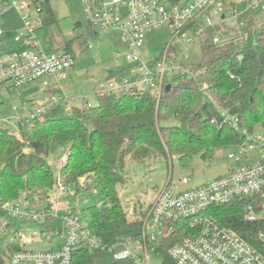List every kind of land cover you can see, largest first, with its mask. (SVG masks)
<instances>
[{
	"label": "built area",
	"instance_id": "2783aa9c",
	"mask_svg": "<svg viewBox=\"0 0 264 264\" xmlns=\"http://www.w3.org/2000/svg\"><path fill=\"white\" fill-rule=\"evenodd\" d=\"M45 1L3 0L0 16L8 8H15L24 28L33 35L37 26L43 24ZM80 1L95 34L97 28L119 33L121 45L115 56L118 61L124 59L131 71L123 79L110 77L94 86L95 99L98 95L132 89L150 93L158 103L165 85L173 77L195 79L200 74L194 69L197 59H191V52L195 50L199 57L201 43L243 46L257 35L255 45L264 33V0ZM24 11L35 12L38 17L32 20ZM162 27L171 30V39L158 57L144 58L141 52L147 49V33ZM3 33L0 29V36ZM18 40L17 36L15 41ZM29 40L26 48L0 55V89L40 81L43 96L37 102L36 114L30 117L41 115L50 107L59 106L65 112L92 107L88 98L84 106L76 105L77 99L67 96L63 89L62 83L73 66V54L68 50L44 49L34 36ZM227 73L235 77L230 70ZM208 88L205 83L200 86L205 97H210ZM218 110L221 124L239 129L238 115L221 107ZM211 123H218V119L213 118ZM14 129L12 133L21 139L19 127ZM241 132L245 142L236 145L240 148L239 155H227L231 164L225 174L197 186H187L186 177L176 182L168 177L144 207L121 200L127 219L140 224V230L129 239L105 240L91 230L80 210L65 207L59 196L61 191L68 190L63 185L68 180L60 171L45 201L36 197L33 202L27 197L22 202L19 198L0 201V249L6 252L7 263L73 264V251L78 247L112 252V246L119 245L124 249L112 253L113 264H264V134L255 130ZM59 161L63 165L67 154ZM85 182V177L79 178L80 186ZM241 199L249 201L244 207L243 220L262 224L249 233L255 243L212 212L217 206ZM33 224L50 245L48 249L26 248L37 241L29 233ZM170 241L173 244L163 253L161 249Z\"/></svg>",
	"mask_w": 264,
	"mask_h": 264
},
{
	"label": "trees",
	"instance_id": "16d2710c",
	"mask_svg": "<svg viewBox=\"0 0 264 264\" xmlns=\"http://www.w3.org/2000/svg\"><path fill=\"white\" fill-rule=\"evenodd\" d=\"M48 4L49 0L43 4V23L53 18ZM252 45L201 43L194 64L200 74L170 82V90L158 103L150 93L129 89L98 95L92 107L70 112L50 107L41 115L21 118V139L0 126V201L16 200L22 192L45 201L56 177L48 157L57 151L66 153L67 161L59 171L75 186V193L94 189L102 200V209L87 207L80 210L82 217L95 234L110 240L107 233L135 223L123 212L117 191L125 181L128 156L139 162L162 155L176 156L181 162L197 155L211 159L221 146L244 143L241 131L251 133L256 125H264V33ZM204 83L210 97L200 90ZM218 107L239 116V129L221 124ZM213 118L218 123H211ZM170 119L176 123H164ZM80 177L86 178L83 187ZM248 202L237 200L212 212L255 243L249 233L262 224L243 220ZM171 244H164L161 251L166 253ZM5 253L0 249V264H8ZM99 254L100 250L78 247L73 264H92Z\"/></svg>",
	"mask_w": 264,
	"mask_h": 264
},
{
	"label": "rangeland",
	"instance_id": "374dc122",
	"mask_svg": "<svg viewBox=\"0 0 264 264\" xmlns=\"http://www.w3.org/2000/svg\"><path fill=\"white\" fill-rule=\"evenodd\" d=\"M2 1L0 0V3ZM48 6L53 15L52 20L38 25L33 35L24 28L21 15L15 8L10 7L1 13L0 29L4 34L0 36V55L9 50L26 48L31 36H34L40 41L42 47L49 51L69 50L74 56V62L62 83L63 89L67 96L77 99L75 103L78 106H84L86 98L96 104L97 100L92 96L94 86L110 77L120 80L130 75L128 63L124 59L118 61L115 56L116 50L121 45L120 35L114 30L105 32L99 28L96 29L97 34H95L85 18L80 0H49ZM23 13H27L32 20L38 17L35 12L24 11ZM17 36L19 40L15 41ZM171 37L172 32L168 27L148 32L147 49L141 52L142 56L146 59L158 57ZM256 37L257 35L252 37L250 45L254 43ZM197 55L198 53L193 50L191 59L196 60ZM238 57L241 59L242 54ZM174 80H176L175 77L167 83ZM43 91L40 81H34L22 87L0 89V126L7 127L12 132L18 127V118L36 114L37 102L42 98ZM28 101L32 103L28 104ZM14 107L18 108L17 113ZM164 123L174 124L176 121L170 119ZM253 130L258 134H264V125H256ZM229 153L239 155L240 148L236 145L221 146L215 150L211 159H204L197 155L187 162H181L176 156H151L142 162L128 156L124 166L125 181L117 185L118 194L121 200L129 201L139 208L144 207L147 201L152 200L155 192L165 185L168 177H171L174 182L186 177L189 180L187 186H197L225 174L231 164L227 158ZM246 154L243 152V155ZM61 155V152L57 151L48 157L56 174L59 171ZM63 185L68 190L61 191L59 198L65 207L82 210L96 206L102 209L101 197L94 189L75 193L74 185L69 184L68 181H64ZM25 197L30 202L34 201L32 196L22 192L19 197L21 202ZM29 228L30 235H33L37 241L27 245L26 248L34 251L48 249L50 245L44 241L40 229L34 224ZM139 230L140 224L135 222L111 231L106 236L113 242L118 238L129 239L130 234ZM123 249L119 245H113L112 252L103 250L101 254L94 257L92 264H113L112 253Z\"/></svg>",
	"mask_w": 264,
	"mask_h": 264
},
{
	"label": "water",
	"instance_id": "95a60500",
	"mask_svg": "<svg viewBox=\"0 0 264 264\" xmlns=\"http://www.w3.org/2000/svg\"><path fill=\"white\" fill-rule=\"evenodd\" d=\"M170 88H171V84H170V83H167V84L165 85V87H164V91L167 92V91L170 90Z\"/></svg>",
	"mask_w": 264,
	"mask_h": 264
},
{
	"label": "crops",
	"instance_id": "0c3cea01",
	"mask_svg": "<svg viewBox=\"0 0 264 264\" xmlns=\"http://www.w3.org/2000/svg\"><path fill=\"white\" fill-rule=\"evenodd\" d=\"M3 34H4V33H3ZM29 103H32V102H31V101H28V104H29ZM16 108H17V107H16ZM14 111H15V113H17V112H18V108H17L16 110H14ZM15 113H14V114H15ZM16 116H17V115H16Z\"/></svg>",
	"mask_w": 264,
	"mask_h": 264
}]
</instances>
